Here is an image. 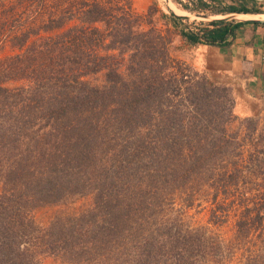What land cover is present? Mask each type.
Returning a JSON list of instances; mask_svg holds the SVG:
<instances>
[{"label": "trees", "instance_id": "obj_1", "mask_svg": "<svg viewBox=\"0 0 264 264\" xmlns=\"http://www.w3.org/2000/svg\"><path fill=\"white\" fill-rule=\"evenodd\" d=\"M247 2L263 5L219 12H259ZM146 16L131 0H0V264H264V184L248 163L262 150L231 128L227 87L174 58ZM246 22L179 33L227 47ZM206 196L214 222L238 209L230 240L182 217L177 200ZM78 197L88 207L36 223Z\"/></svg>", "mask_w": 264, "mask_h": 264}, {"label": "rangeland", "instance_id": "obj_2", "mask_svg": "<svg viewBox=\"0 0 264 264\" xmlns=\"http://www.w3.org/2000/svg\"><path fill=\"white\" fill-rule=\"evenodd\" d=\"M198 3L199 0H131V6L136 13L147 15L142 25L145 29L154 26L165 38H172L171 55L174 58L185 62L192 70L204 75L210 82L227 87L234 99L233 112L238 116V119L232 122L231 128L240 134L247 133L250 138L245 148L250 152L262 150L258 154L259 158L254 159L255 156H253L248 162L252 170L260 169V172H253L250 181L264 184V87L261 88L260 84H256L251 69L245 64H242L240 68L235 67L220 55L215 45L190 44L179 33L181 30L200 32L201 28L208 26V23L214 19L211 17L214 15L220 14L222 18H227L230 22L244 20L228 12H219L224 10L229 0L221 1L219 5L208 0L211 4L210 9H198ZM247 3L249 6H256L259 10L256 14L264 16V3L263 5ZM170 5L175 7L174 10L187 11L189 16L174 14ZM173 15L179 16L180 19L174 18ZM149 38L158 37L151 34ZM11 52L9 48H0V58ZM90 80L97 83L101 78L94 76ZM244 118H251V121H244ZM177 202V206L181 208L182 217L191 226L206 227L225 240H230L234 236L238 209L228 206L223 221L214 222L210 217L214 204L210 202L209 196L199 198L190 207L182 205L178 200ZM89 203V197H78L63 204L39 207L34 212V219L38 224H47L57 216L77 214L88 207ZM240 251H237V256L240 255ZM42 264L63 263L49 256L42 259ZM227 264H234V262Z\"/></svg>", "mask_w": 264, "mask_h": 264}, {"label": "crops", "instance_id": "obj_3", "mask_svg": "<svg viewBox=\"0 0 264 264\" xmlns=\"http://www.w3.org/2000/svg\"><path fill=\"white\" fill-rule=\"evenodd\" d=\"M239 13L247 14L248 17L252 16V13ZM219 16L222 15L219 14ZM229 38L231 39L230 45L216 46L217 51L235 67L240 68L242 64L248 66L256 84H260L261 88L264 87V25L256 21L246 22L236 28L233 36Z\"/></svg>", "mask_w": 264, "mask_h": 264}, {"label": "bare ground", "instance_id": "obj_4", "mask_svg": "<svg viewBox=\"0 0 264 264\" xmlns=\"http://www.w3.org/2000/svg\"><path fill=\"white\" fill-rule=\"evenodd\" d=\"M170 8H172V10L174 11V14L176 15H179V16H184V17H188L189 16V13L183 9L180 10H174L175 7L173 8V5H170ZM234 17L238 18V19H241V20H247V19H258V20H264V16H259L258 14L256 13H252V16L248 17L247 14H238V13H235L233 15ZM247 16V17H246ZM212 18H222L223 16H219V15H214V16H211Z\"/></svg>", "mask_w": 264, "mask_h": 264}, {"label": "water", "instance_id": "obj_5", "mask_svg": "<svg viewBox=\"0 0 264 264\" xmlns=\"http://www.w3.org/2000/svg\"><path fill=\"white\" fill-rule=\"evenodd\" d=\"M257 1H260V2H263L264 3V0H257ZM235 13V12H234ZM231 14V13H230ZM184 17V16H183ZM214 19H221V18H214ZM227 19V18H226ZM249 21H256V22H261V23H264V20H258V19H247Z\"/></svg>", "mask_w": 264, "mask_h": 264}]
</instances>
